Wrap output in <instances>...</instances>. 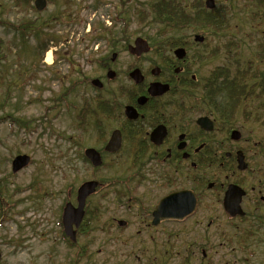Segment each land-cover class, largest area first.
<instances>
[{"label":"flooded vegetation","instance_id":"1","mask_svg":"<svg viewBox=\"0 0 264 264\" xmlns=\"http://www.w3.org/2000/svg\"><path fill=\"white\" fill-rule=\"evenodd\" d=\"M212 36L219 43L201 44L189 38L178 42L175 48L183 49L182 57L175 56V48L169 50V45L164 43H152L149 52L134 57L127 50L132 44L121 40V53H128L136 60L149 53L160 57L146 70L133 64L116 74L111 70L116 68L114 61L95 64L96 74H101L95 77L100 87H95L94 93L87 96L92 100L96 98L101 109L100 112L96 109V114L104 115L100 114L94 121L93 140L103 151V142L109 135L111 138L112 131L118 130L121 145L110 154L98 149L105 165L93 167L81 154V145L77 144V155L94 173L118 168L111 172L107 182L91 176L99 184L85 201L83 218L91 208L92 222L83 223V220L78 226L71 224L74 240L89 234L91 226H96L95 220L101 223L105 219L109 231H117L115 234L127 231L130 225L125 217L130 215L139 219L142 226L135 236L160 242L164 249L178 247L172 257L182 256L181 236L187 235L183 239L187 243L184 250L188 264H210L208 253L215 248L217 239L221 247L237 244L243 264H248L249 257H257V263L264 264V58L241 57L237 52L239 44L230 40L220 42L223 37ZM133 70H139L140 82L130 78ZM110 71L113 77L108 76ZM103 74L106 82H102ZM155 83L169 89L151 96L148 88ZM126 107L135 112L134 118L127 117ZM83 109L82 135L88 132L85 131L89 120L86 115L93 112ZM110 126L112 130L107 134ZM125 144L128 147L120 154ZM105 155L112 156L110 163L106 162ZM31 163L29 155L26 166L16 172L7 169L0 176V219L4 218L1 222L6 223V218H10L9 210L27 204L29 210L38 211L53 196V189L42 185L38 179L28 183L24 191L10 184V179ZM74 177L80 176L74 173L71 180ZM78 189L79 186L72 187L64 193V205L78 206L75 203ZM182 192L185 196L188 193V200L194 199L193 211L183 219L163 217L153 224L157 205L168 196ZM98 193H101V201L91 206L90 201ZM72 194L74 203L66 202ZM16 197L18 200H14ZM234 204L239 213L230 216L224 206L233 207ZM219 221L223 227L220 234L214 233V227L220 226ZM58 226L56 238L59 241L54 242L68 248L67 240L71 238L61 224ZM159 229L161 231L155 233ZM191 234L204 237L206 242L211 237L212 245L198 250L189 242ZM135 236L123 235L128 241H133ZM236 250L232 247L231 252H238ZM98 253L100 255V251ZM109 254L113 255L110 251ZM127 256H132V252L126 251L123 257ZM161 257L166 259L159 250L151 248L144 252L143 264H162ZM100 259L103 261L101 255ZM136 259L139 261V257Z\"/></svg>","mask_w":264,"mask_h":264},{"label":"rangeland","instance_id":"2","mask_svg":"<svg viewBox=\"0 0 264 264\" xmlns=\"http://www.w3.org/2000/svg\"><path fill=\"white\" fill-rule=\"evenodd\" d=\"M67 1L71 10L69 13L61 15L58 11L61 6H56L53 0H47L46 8L40 13L29 8L27 12H23L13 6L11 0H0V21L8 22V26L0 22L1 54L5 57V61L2 63L6 65L7 70L5 79L3 78L5 75L0 72V117L3 114L9 116L7 121L0 122V170L3 169L0 176L6 173L7 169L9 170L10 160L14 155L25 153L31 156L32 163L16 174V177L10 179V184L20 187L21 191H24L28 183L38 179L42 185L52 188L54 193L38 211L29 210L26 207L27 204H24L20 208L9 210L10 218H6V223L1 222L4 220L3 217L0 219L2 264H76L71 258L74 257L75 251L82 247L88 250L89 258L84 259L85 264H89V262L97 264L105 259L106 262L103 264H143L144 252H149L151 248L163 252L164 248L160 242L144 240L135 236L136 230L142 229V226L139 219L130 215L125 217L130 226L127 231L122 232L123 234L121 232L115 234L117 232L115 230L109 231V225L104 219L101 223L98 220L93 221L96 226L91 224L90 233L80 236L76 247L67 248L54 241H59L56 236L58 224H60V208L65 204L64 199H66L64 193L66 194V191H70L72 187H78L83 180L91 179V176L99 181L107 182L108 179H111V172L118 168L115 166L110 168L113 170L94 173L85 163H82V158L77 155L79 147L75 144L69 146L68 139L71 138V141L81 145L82 151L86 147L99 149L98 143L93 140V130L82 135L75 126L77 110L84 100L88 102L91 99L85 96V93H77V90L75 93L62 95L65 94L68 84L80 75L83 78L101 75L96 74L94 61L105 59L106 56L110 59L111 53L116 54L114 61L116 68H111L116 74L124 72L133 64L146 70L149 65L160 59L154 53H149L136 60L128 53H121L119 44L122 42L121 40H124V37L129 43H132L136 37L151 41L148 37H151L155 32V25H149L147 21L141 22L138 17L139 14L149 15L150 0H122L125 3V8L129 10L127 15L129 24L126 28L122 24L123 17H119V0H101L102 3L96 10L91 9L94 0ZM214 1L218 9L224 7L229 21V26L223 31V34H218L220 35L219 39L223 37L219 41L230 39L239 44L237 50L240 52L239 56L255 57L257 44L264 43V17H256L253 13L257 10V13L262 15L263 12L254 9L251 0ZM183 2L190 5V0H183ZM31 5H33L32 1ZM52 16L57 19H53L51 21L53 25L48 28L47 22ZM33 20L38 22L37 25L46 22L45 31L55 33L58 43L56 46L50 44L47 51L37 53L34 37L30 35L27 38V43L14 46L15 35H18L19 32L12 28V24L27 27L26 23ZM98 24H102V27L99 28ZM121 33L126 36L120 35ZM194 34L205 36L206 43L218 42L215 36L200 30L186 29L181 32V36L186 38H190ZM103 35H106V38ZM112 45H116V47L114 48ZM65 59H70L73 62H67ZM102 82H106L104 74ZM89 89L92 91H89L88 95L93 93V89L89 87L85 92L87 93ZM91 104L93 105V103ZM11 117L28 121L29 124L21 129L12 123ZM122 153H124V149L120 154ZM111 157L104 156L108 163L112 161ZM116 163L118 165L119 162ZM74 173L80 177H74L71 180ZM70 183H72V187ZM100 194L98 193L90 201L91 206L101 201ZM23 195L21 198L24 197ZM72 196L73 194L66 202L73 203ZM18 198L16 197L14 200H18ZM14 211H18V214ZM89 213H93L91 208H89ZM39 217L42 218V221H39ZM219 223L220 226H216L217 229L214 227V233L223 232L222 221ZM167 227L169 226L164 228ZM159 231L161 229L155 233ZM212 233L213 229L211 228ZM124 234H134L135 237H133V241H128L126 237H123ZM185 236L187 237V235L181 236L182 251L185 249L183 239ZM190 237L189 242L198 250L212 245L211 237H209V242H206L204 237H200L198 234H191ZM54 238L55 240L52 241ZM220 242L217 239V244L213 245L215 248L208 253L210 264H243L244 259L240 256L237 244L221 247ZM232 247H235L238 252L232 253ZM99 251L103 261L100 259ZM109 251L113 255H110ZM117 251L120 252L117 253ZM126 251H131L132 256L123 257ZM136 257H139V261ZM247 259L248 264H258L257 257ZM174 260L173 258L169 259L167 264H174ZM180 260L183 261L182 256ZM182 264L188 263L182 262Z\"/></svg>","mask_w":264,"mask_h":264},{"label":"trees","instance_id":"3","mask_svg":"<svg viewBox=\"0 0 264 264\" xmlns=\"http://www.w3.org/2000/svg\"><path fill=\"white\" fill-rule=\"evenodd\" d=\"M32 0H11L13 6L17 9L27 12V9H34L31 5ZM254 5V9L261 10L263 12L262 15L256 12L253 13L256 17H264V0H251ZM53 3L57 6L60 5L61 9H58L59 14H67L71 10V6L67 0H53ZM190 5L184 4L183 0H150L149 3V15L147 14H139L138 17L141 22L147 21L149 25H155V32L152 34L151 39L152 43H158L163 41L164 44H168L169 47H174L181 41L182 37L179 36L186 28H193L195 30H204L209 31L211 34L214 32H223L229 26L228 15L224 10V7L221 9L216 8L215 10H207L203 5V0H190ZM101 4V0H94L92 9H97ZM263 8V9H262ZM123 10L119 11V16H123ZM139 12V11H138ZM140 13V12H139ZM123 14V15H122ZM57 15V14H55ZM147 17L145 18V16ZM54 16V15H53ZM51 17L48 20V28L53 25L51 22L53 19H57V17ZM145 19V20H144ZM8 26L7 21H0ZM37 21H28L27 27L24 25L15 26L12 24V28H14L19 34L15 35L14 38V46L17 47V44H25L27 43L28 36H33L35 40V51L37 53L44 52L48 48V44L53 41L54 44H57L55 34L51 32H46V22L39 23L37 25ZM124 27L128 24V21L124 18L123 20ZM36 25V26H35ZM21 28V29H20ZM17 39V42H16ZM2 40L0 39V45ZM256 56L259 58H264V44H259L257 46ZM2 59V61H1ZM5 61L4 55L1 54V46H0V72L5 75L7 72L6 65L2 63ZM5 68V69H3ZM7 78L6 75L3 77ZM82 81L79 79L73 80L70 82L69 86L65 90V94L75 93L78 89V86ZM8 97V96H7ZM19 97V95H18ZM58 102V101H56ZM17 107V106H16ZM78 114L76 113V120H78ZM9 116L3 114L0 117V122L7 121ZM11 121L13 124H18L20 127L27 126L29 122L21 121L19 119H14L11 117ZM22 122V123H21ZM70 244V243H69ZM70 246H73L70 244ZM77 256V260L84 258L86 256L85 250H81Z\"/></svg>","mask_w":264,"mask_h":264},{"label":"water","instance_id":"4","mask_svg":"<svg viewBox=\"0 0 264 264\" xmlns=\"http://www.w3.org/2000/svg\"><path fill=\"white\" fill-rule=\"evenodd\" d=\"M35 8L40 11L45 7V0H35L34 1ZM205 5L208 9H212L214 7L213 0H206ZM195 41H202V37L196 35L194 37ZM147 43L141 39L136 38L134 41V46L129 47V51L132 54L140 55L142 52L148 51ZM175 55L178 57L183 56V49L175 50ZM109 76H112V73H109ZM130 78L135 82H140L142 77L140 75L139 70H134L130 73ZM93 84L99 86V82L97 80H93ZM164 90H167V86H163L160 84H151L149 86L148 92L151 96L159 95ZM125 114L129 118L135 117V112L131 108H125ZM120 143V135L118 131H114L111 135L110 140L105 146V150L109 152H113L118 149ZM85 155L90 159L91 163L94 166H98L101 163L99 154L94 150L87 149L85 151ZM29 158L25 155H20L14 158L12 161V171L16 172L19 169L23 168L27 165ZM96 184L93 182H86L80 186L77 191V202L78 206L74 208L71 204H66L62 214V223L64 226V230L67 235L70 236L71 240H74V232L71 231V224L78 226L82 216H83V205L85 198L94 191ZM188 193L186 196L184 192L180 194H173L163 199L155 208L154 211V220L153 224H157L159 220L163 217H171L182 219L188 214H190L194 209V199L188 200ZM189 202V203H188ZM225 211L228 212L231 216H234L239 213V208L237 204H234L233 207L224 206Z\"/></svg>","mask_w":264,"mask_h":264}]
</instances>
